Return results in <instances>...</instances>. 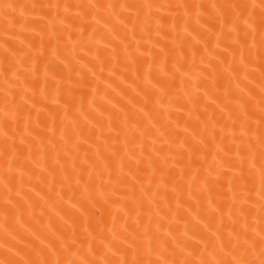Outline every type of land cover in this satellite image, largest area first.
Returning <instances> with one entry per match:
<instances>
[{
  "label": "bare ground",
  "instance_id": "6f19581e",
  "mask_svg": "<svg viewBox=\"0 0 264 264\" xmlns=\"http://www.w3.org/2000/svg\"><path fill=\"white\" fill-rule=\"evenodd\" d=\"M0 264H264V0H0Z\"/></svg>",
  "mask_w": 264,
  "mask_h": 264
}]
</instances>
